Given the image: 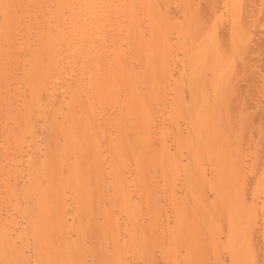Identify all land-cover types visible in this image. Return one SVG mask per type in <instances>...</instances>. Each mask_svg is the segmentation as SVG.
<instances>
[{
    "label": "rangeland",
    "instance_id": "374dc122",
    "mask_svg": "<svg viewBox=\"0 0 264 264\" xmlns=\"http://www.w3.org/2000/svg\"><path fill=\"white\" fill-rule=\"evenodd\" d=\"M41 1L0 0V264H264V0H136L157 24L108 55L129 0ZM137 36L156 64L91 94ZM48 52L49 77L26 72Z\"/></svg>",
    "mask_w": 264,
    "mask_h": 264
},
{
    "label": "bare ground",
    "instance_id": "6f19581e",
    "mask_svg": "<svg viewBox=\"0 0 264 264\" xmlns=\"http://www.w3.org/2000/svg\"><path fill=\"white\" fill-rule=\"evenodd\" d=\"M43 1V0H42ZM42 1H41V3H42ZM45 1V0H44ZM44 1H43V3H44ZM49 1H53V0H49ZM54 1H56V4H59V2L61 1H59V0H54ZM53 1V2H54ZM59 1V2H58ZM89 1V3L90 4H88V7L86 8V9H94V8H96L95 10H96V12H101V11H103V9H104V7L105 6H103L102 8L101 7H97V5H93V3H94V1H98V0H88ZM109 1V0H108ZM116 1V0H115ZM120 1V0H119ZM122 1V0H121ZM121 1L120 2H118L119 4L121 3ZM138 1V0H137ZM142 1V0H141ZM140 1V2H141ZM159 0H143L141 3L138 1V3H140V4H138V5H140L141 7H142V9L146 12V11H150L152 14H155L158 10H157V2H158ZM161 1V0H160ZM37 2V1H36ZM39 2V1H38ZM53 2H51V3H53ZM112 2H114V1H112ZM43 3L41 4V5H43ZM46 3H48L47 1L44 3L45 5H47ZM51 3H49V4H51ZM55 3V2H54ZM61 3H63L62 1H61ZM61 3L59 4V5H61ZM115 4H116V2H114ZM124 3V2H123ZM129 5H127V4H125L124 3V6L122 7V8H124V10H127V9H129L130 8V12H131V14H132V9L131 8H135V7H137V3H136V0H129ZM159 3V2H158ZM111 4V3H110ZM54 5V4H53ZM64 5V4H63ZM65 5H66V2H65ZM51 6V5H50ZM57 6V5H56ZM96 6V7H95ZM115 6V5H114ZM22 7V6H21ZM80 6H78L77 8H79ZM107 7H108V5H107ZM116 7H118V4H117V6ZM23 8V7H22ZM62 9H63V7H61ZM64 8H65V6H64ZM120 8V7H119ZM121 8V9H122ZM18 8H16L15 9V11L17 10ZM82 9V8H81ZM85 9V8H84ZM111 8H109V10H110ZM108 10V9H107ZM112 11H113V15H114V11L116 12V10H115V8L114 9H111ZM134 10H138L137 8H135ZM18 11V10H17ZM16 11V12H17ZM19 11H20V9H19ZM19 11H18V15L20 16V13H19ZM127 11H129V10H127ZM126 11V12H127ZM16 12H15V14H16ZM121 12H122V10H121ZM137 12V11H136ZM109 13H111V11L109 12ZM108 13V15H110ZM139 13V12H138ZM141 13V12H140ZM143 13V12H142ZM111 14V16L112 17H108V19L107 18H104V19H106V23H105V27H108V28H103L102 26V28H103V31L105 32L106 30H107V32H108V35H107V37H106V39H104L102 42H100V45L102 46V47H100V49H102V48H104V52L106 51L105 49L107 48V47H109L108 45H111L112 43H114V41H113V39H112V37H111V35L110 34H113V36H117V34H115V31L117 30L118 31V34H122V37H123V34H125V31L127 32V35H129V36H131L132 37V35H134V34H138V33H141L143 30H147V29H152L153 30V28H154V26L157 24L156 22H157V19L155 18V20L154 21H150V22H148V24H146V22L144 23V25L142 26V24H143V22H142V24H140V22H139V18L137 19L134 15L136 14L135 12H133V16L134 17H131L132 19L131 20H124V21H121L120 20V22L118 23L117 21H115V19H114V17H115V15H114V17H113V15ZM116 14V13H115ZM117 14H120V13H117ZM126 14V13H125ZM138 15V14H137ZM139 15H141V14H139ZM158 15V14H157ZM13 16H15L14 15V13H13ZM126 16V15H125ZM17 17V15L15 16V18ZM120 17V16H119ZM128 17H130V16H128ZM13 18V17H12ZM14 18V19H15ZM104 19H103V21H104ZM118 19V18H117ZM125 19V18H124ZM14 20H12V22H13ZM101 22V21H100ZM102 23V22H101ZM97 25V24H96ZM98 25H99V23H98ZM97 27V26H96ZM99 27L100 26H98V28L97 29H99ZM121 28V29H120ZM96 29V28H95ZM151 30V31H152ZM94 31V30H93ZM99 31V30H98ZM88 32V31H87ZM97 32V31H96ZM102 33V32H101ZM92 34H97V33H92ZM104 34V33H103ZM91 35V34H90ZM92 36V35H91ZM90 36V37H91ZM95 36V35H94ZM121 36V35H120ZM136 36V35H135ZM54 37V36H53ZM52 37V38H53ZM131 37H129V38H131ZM56 38V37H55ZM115 38V37H114ZM129 38H127L128 40H129ZM103 39V38H102ZM120 39V38H119ZM123 39H124V37H123ZM49 40H51V38L49 39ZM122 40V39H121ZM133 40V39H132ZM99 41V40H98ZM119 40H117V43H119L118 42ZM134 43L133 44H131V45H128L127 44V42L125 43V40H124V43L125 44H127L129 47L127 48L129 51H128V53H127V51H126V53H125V50L122 52V51H120L121 53H119V54H116L115 56H114V60L113 61H108V63H106L107 61H105V63L103 62L102 63V67H101V71H103L102 73H101V75L100 76H102V78H103V80L101 81V80H85L84 79V82L85 83H87V88H88V90H89V92L92 94L93 92H94V90L95 91H97V89H98V91L99 90H101V91H105L106 90V88L107 87H109L108 85H107V87H106V84L107 83H109V82H107V78H108V81H110L109 79H111V80H114L115 81V79H112L113 77H115V76H118V74H125V76H126V74H127V72H129V66H133V67H136V68H138L139 67V69H141V71L143 72H145V70H146V72H147V69H148V65H149V63H151L152 61L154 62L156 59H157V61H158V53H156L157 52V50L156 49H158L157 48V46L160 44V43H157V39H153V38H151V39H148V38H142V37H136L134 40ZM131 42V41H130ZM130 42H128V43H130ZM98 44V43H97ZM115 45V44H114ZM123 45V42H120V44H118V47L120 46H122ZM96 46V45H95ZM98 46V45H97ZM97 46H96V48H97ZM125 46V45H124ZM123 46V47H124ZM161 46V45H160ZM99 47V46H98ZM110 47H112V46H110ZM99 49V50H100ZM123 48H121V50H122ZM96 50H98V49H96ZM110 50V49H109ZM109 50H107V52H105L106 53V55H108V52H109ZM112 50H113V48H112ZM115 50H116V48H115ZM52 52V51H51ZM51 52H48V53H46L47 55H44L43 57H41V56H38L37 58L38 59H36V57H33V59H32V61H31V59H28V62L29 61H31L30 63H28V67H26V72L27 73H30V72H32V73H34L35 74V77L36 78H39V77H49V74H51L50 73V65L52 66V64L54 65V63H55V65H56V61H58L57 60V58L55 57V56H57V55H54V54H52ZM94 52H95V50H94ZM93 52V53H94ZM100 52H102L103 53V51H100ZM111 52V51H110ZM113 52V51H112ZM159 52V51H158ZM38 55V54H37ZM101 55H103V54H101ZM110 56H112L111 54H109ZM113 55H114V53H113ZM93 56V55H92ZM110 56H109V58H110ZM160 56V55H159ZM94 57H97V56H94ZM106 57V56H105ZM108 57V56H107ZM59 58H62V55H61V57H59ZM99 58H100V56H99ZM88 59H90V58H88ZM87 59V60H88ZM113 59V58H112ZM91 60H93L92 58H91ZM95 60V59H94ZM109 60H111V59H109ZM45 62H47V63H45ZM88 62V61H87ZM87 62H86V64H87ZM92 62H94V61H92ZM97 62L99 63L100 62V60L98 61L97 60ZM97 62H96V64H97ZM102 62V61H101ZM85 63V62H84ZM90 62H88V64H89ZM155 64H156V62H154ZM101 64V63H100ZM99 64V65H100ZM104 64V65H103ZM91 65V64H90ZM89 65V66H90ZM154 65V64H153ZM88 66V65H87ZM138 66V67H137ZM99 67V68H100ZM150 67V66H149ZM45 68H46V70H45ZM85 68H86V66H85ZM91 68H92V66H91ZM90 68V69H91ZM133 69V68H132ZM138 69V70H139ZM145 69V70H144ZM45 70V71H44ZM86 70H88V69H86ZM96 70V69H95ZM94 70V71H95ZM99 71H100V69H98ZM131 70V69H130ZM135 70V69H134ZM149 70V69H148ZM99 71L97 72V74L99 73ZM137 71V70H136ZM135 71V72H136ZM96 72V71H95ZM130 75H131V72L129 73ZM134 74V73H133ZM132 74V75H133ZM143 74V73H142ZM140 75H141V72H140ZM154 75V74H153ZM51 76V75H50ZM106 76H108L107 78H105ZM122 76H124V75H122ZM98 77V76H97ZM96 77V78H97ZM134 77V76H133ZM136 77V76H135ZM137 77L139 78V76H138V74H137ZM142 77V76H141ZM140 77V78H141ZM144 77V76H143ZM147 77V76H146ZM116 78V77H115ZM120 78V77H119ZM125 78V77H124ZM137 78V79H138ZM88 79H90V78H88ZM141 79H143V78H141ZM146 79V78H145ZM158 79V78H157ZM121 80H123V77H122V79ZM130 80V79H129ZM140 80V79H139ZM125 81V80H124ZM119 82H120V80H119ZM132 82H134V81H132ZM110 83H111V81H110ZM114 83V82H113ZM124 82H122V83H120V84H123ZM117 84H118V82H117ZM116 84V85H117ZM125 84V83H124ZM146 84V83H145ZM113 86L114 88L115 87H117V86ZM118 86H119V84H118ZM121 86V85H120ZM132 86V85H131ZM122 88V87H121ZM121 88H119L120 90H121ZM129 88V87H128ZM131 88V87H130ZM111 89H112V86H111ZM155 89V88H154ZM196 89V88H195ZM87 90V89H86ZM115 90V89H114ZM118 90V89H117ZM119 90V91H120ZM199 90V89H198ZM107 91H108V89H107ZM88 92V93H89ZM199 92V91H198ZM86 93H87V91H86ZM96 93V92H95ZM112 93V92H111ZM192 93V92H191ZM196 93H197V90H196ZM90 94V95H91ZM104 94H105V92H104ZM114 94V93H113ZM117 94V93H116ZM121 94H122V91H121ZM194 94V93H193ZM94 95V94H93ZM102 95V94H101ZM124 95V94H123ZM117 96V95H116ZM152 96V95H151ZM104 97V96H103ZM106 97V96H105ZM118 97V96H117ZM121 97V96H120ZM130 97V96H129ZM107 98V97H106ZM105 98V99H106ZM122 98V97H121ZM258 98V97H257ZM102 99H104V98H102ZM118 99V98H117ZM98 100V99H97ZM105 101V100H104ZM99 102V101H98ZM100 102H102V101H100ZM103 103V102H102ZM102 103L101 104H99L98 106H100V105H102ZM106 103V102H105ZM104 105V104H103ZM127 105V104H126ZM133 105V104H132ZM260 105V104H259ZM27 106H29V104L27 105ZM27 106H25V108H28ZM129 106H130V104H129ZM136 106V105H135ZM142 106V105H141ZM140 106V107H141ZM31 107H33L32 105L30 106V108ZM35 107V106H34ZM33 107V108H34ZM102 107V106H101ZM101 107H99V108H101ZM127 107H128V105H127ZM131 107V106H130ZM134 107V106H133ZM132 107V108H133ZM258 107V106H257ZM124 108V107H123ZM144 108V107H143ZM142 108V109H143ZM258 108H260V107H258ZM35 109V108H34ZM34 109H30V111L31 110H34ZM126 109V108H125ZM138 110V109H137ZM144 110V109H143ZM143 110H140V112H142ZM139 111V110H138ZM261 111V110H260ZM23 112V111H22ZM27 111L25 110V112H24V114H26V116H27V113H26ZM140 112H139V114H140ZM257 114L259 113V109H257V112H256ZM20 114H22V116H24L23 115V113H20ZM31 114V113H30ZM85 114H87V113H85ZM84 114V115H85ZM142 114H144V113H142ZM257 114H256V116H257ZM261 114H263V113H261ZM32 115V114H31ZM34 115V114H33ZM83 115V116H84ZM138 115V114H137ZM25 117V116H24ZM71 117V116H70ZM69 117V118H70ZM86 117V116H85ZM132 117L133 116H131L130 118L132 119ZM146 117H147V115H146ZM258 117V116H257ZM260 117H263V115H261ZM31 118V117H30ZM84 118V117H83ZM144 118V117H143ZM29 119V118H28ZM33 119V118H32ZM31 119V120H32ZM82 119V118H81ZM137 119V118H136ZM135 119V120H136ZM138 119H140V118H138ZM258 120L259 118H256L255 117V120ZM260 119H262V118H260ZM264 120V119H263ZM84 121V120H83ZM85 121H86V119H85ZM137 122H136V124H135V122H134V124L136 125V127H138L137 126V123H138V120H136ZM141 121V120H140ZM142 121H144V120H142ZM15 122V121H14ZM75 122V121H74ZM132 122V121H131ZM81 123V127H82V123L83 122H81V120H80V122L78 123V124H80ZM141 123V122H140ZM257 123H259V122H257ZM12 124H14V123H12ZM88 124H90V123H88ZM77 125V124H76ZM132 125V124H131ZM140 125V124H139ZM75 126V125H74ZM83 128H81V130H87V131H89L88 129H84L85 127H86V125H85V123L83 124ZM134 126V125H133ZM258 127V126H257ZM87 128V127H86ZM89 128V127H88ZM132 128V127H131ZM254 128H255V126H254ZM77 129V128H76ZM90 129V128H89ZM73 130H75V129H73ZM78 130H80V126H79V128H78ZM255 130V129H254ZM77 131V130H76ZM256 131V130H255ZM82 133H83V131H81ZM80 132V133H81ZM30 133V132H29ZM29 133H27V134H29ZM87 134V133H86ZM90 136V135H89ZM6 137H8V136H6ZM5 137V138H6ZM29 137V136H28ZM91 137V136H90ZM262 138H263V136H262ZM92 147V146H91ZM7 148V147H6ZM88 149H90V148H88ZM12 158V157H11ZM15 159V158H14ZM52 164V163H51ZM55 165V164H54ZM53 165V166H54ZM56 166V165H55ZM189 166V165H188ZM38 168V167H37ZM40 169V168H39ZM52 169V168H51ZM54 169H55V167H54ZM42 170V169H41ZM35 171H37L36 169H35ZM39 172V171H38ZM49 172V171H48ZM47 172V173H48ZM52 172H53V170H52ZM41 173V172H40ZM43 173V172H42ZM50 173V172H49ZM191 174V173H190ZM45 175V174H44ZM46 176H47V174H46ZM45 176V177H46ZM36 177H38V176H36ZM44 177V178H45ZM42 178V177H41ZM40 178V179H41ZM43 179V178H42ZM46 179V178H45ZM41 181V180H40ZM189 181V180H188ZM52 183V182H51ZM38 192H40V191H38ZM189 192V191H188ZM46 193V192H45ZM38 196H40V195H38ZM44 196V195H43ZM41 197V196H40ZM59 197V196H58ZM44 198V197H43ZM40 199V198H39ZM42 200V199H41ZM47 200H48V198H47ZM57 200V199H56ZM55 200V201H56ZM42 201H44V200H42ZM49 201V200H48ZM57 202V201H56ZM60 202V201H59ZM37 203V202H36ZM43 203V202H42ZM46 203V202H45ZM48 203V202H47ZM32 204V203H31ZM49 204V203H48ZM40 205V204H39ZM38 205V206H39ZM45 205V204H44ZM59 205V204H58ZM61 207H60V210L59 209H56V211H54V210H52V211H54L55 213L53 214V220H56V222H61V220L64 222V219H65V217L64 218H62L64 215H66V213H65V210H64V208L62 207V205H60ZM67 206V205H66ZM32 208V207H31ZM30 208V209H31ZM34 208V207H33ZM75 208H76V206H75ZM70 210V209H69ZM65 213V214H64ZM70 213H71V211H70ZM49 215V214H48ZM52 215V214H51ZM50 215V216H51ZM55 215V216H54ZM204 215V214H203ZM206 215V214H205ZM76 216V215H75ZM70 217V216H69ZM68 217V218H69ZM73 217V216H72ZM71 217V218H72ZM202 217V216H201ZM38 218V217H37ZM228 218H229V216H228ZM227 218V219H228ZM231 218V217H230ZM36 219V218H35ZM234 219V218H233ZM45 220V219H44ZM57 220H60V221H57ZM71 220V219H70ZM69 220V221H70ZM204 220V219H203ZM231 220H232V218H231ZM209 221V220H208ZM225 221V220H224ZM238 221H239V223H241L242 224V220H241V222H240V220L238 219ZM1 222V221H0ZM52 222V221H51ZM214 222V221H213ZM237 222V221H236ZM35 223V222H34ZM49 223V222H48ZM62 223V222H61ZM233 223V222H232ZM54 224H55V221H54ZM56 225V224H55ZM67 225V224H66ZM195 225V224H194ZM236 224L234 223V225L232 224V226H233V228H235L236 229V227H234ZM237 225H238V223H237ZM236 225V226H237ZM243 225V224H242ZM52 226V225H51ZM231 226V225H230ZM231 226V227H232ZM239 226H241V225H239ZM244 226V225H243ZM31 227V226H30ZM228 227H229V225H228ZM37 228V227H36ZM224 228V227H223ZM222 228V229H223ZM239 228V227H238ZM236 229V230H239V229ZM38 229H40V228H38ZM45 230V229H44ZM54 230H55V228H54ZM53 230V231H54ZM231 230V229H230ZM230 230H228V231H230ZM240 230H242V228L240 229ZM4 231V230H3ZM40 231V230H39ZM41 232H42V230H41ZM51 232V231H50ZM233 232V231H232ZM231 231H230V235H231V233H232ZM223 233H225L224 231H223ZM242 233V232H241ZM240 233V234H241ZM54 234V233H53ZM56 234V233H55ZM237 234V232L235 233V235ZM222 235V234H221ZM221 235H219V236H221ZM233 235V234H232ZM238 235V234H237ZM244 235V234H243ZM57 236V235H56ZM219 236H217V237H219ZM234 236V235H233ZM242 236V235H241ZM51 237V236H50ZM222 237V236H221ZM235 237V236H234ZM234 237L233 238H231L232 240L234 239ZM237 238H238V236H236ZM235 237V238H236ZM243 237V236H242ZM241 237V238H242ZM245 237V236H244ZM238 239H240V238H238ZM235 240H237V239H235ZM238 241V240H237ZM205 242V241H204ZM208 243V242H207ZM207 243H205V244H207ZM215 243H217V242H215ZM215 243H214V245H215ZM204 244V245H205ZM212 244V243H211ZM210 245V244H209ZM208 245V247H210ZM214 245H212V247L214 246ZM206 246V245H205ZM205 246L203 247L204 248V250H205ZM207 249V248H206ZM200 254V253H199ZM110 262V261H109ZM6 263V262H5Z\"/></svg>",
    "mask_w": 264,
    "mask_h": 264
}]
</instances>
